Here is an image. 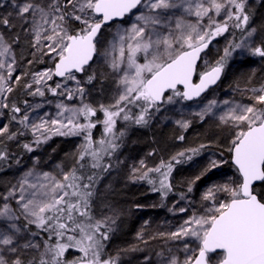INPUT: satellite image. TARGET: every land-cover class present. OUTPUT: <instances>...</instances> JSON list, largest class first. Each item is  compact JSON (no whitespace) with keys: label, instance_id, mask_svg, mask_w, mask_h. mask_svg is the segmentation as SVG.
I'll return each mask as SVG.
<instances>
[{"label":"snow or ice","instance_id":"obj_1","mask_svg":"<svg viewBox=\"0 0 264 264\" xmlns=\"http://www.w3.org/2000/svg\"><path fill=\"white\" fill-rule=\"evenodd\" d=\"M0 9H6L0 13V116L5 110L9 115V123L0 125V164L11 167L13 159L21 164L7 141L30 134L19 147L34 153L53 136L81 138L67 157L70 163L42 171L34 157L32 167L0 191V264H123L122 255L140 249L108 251L120 211L100 191V182L124 163L120 150L132 127L169 119L165 114L172 106L201 97L238 50L264 60V39L255 41L258 29L250 24L248 0H0ZM113 27L108 39L104 30ZM226 33L232 38L222 54L204 60L205 70L197 72L202 54ZM22 42L27 55L17 51ZM21 60L28 68L18 72ZM97 60L103 71L93 67ZM46 61L51 66L32 70ZM105 82L114 86L109 102H91L96 84L102 92ZM19 90L42 102L13 100ZM247 90V104L212 99L190 114L202 121L215 115L219 103L230 105L218 126L231 134L226 151L236 178L207 187L199 207L191 201L179 207L190 215L174 231L150 237L163 245L154 258L145 255L143 264H264V83ZM53 101L55 114H40ZM174 123L183 132L192 120L181 110ZM98 126L101 134L94 137ZM206 147L177 152L153 167L142 158L130 166L128 179L167 197L176 165ZM224 151L187 182L181 201L228 162ZM137 236L147 244L143 230ZM72 250L78 254L70 255Z\"/></svg>","mask_w":264,"mask_h":264},{"label":"rangeland","instance_id":"obj_2","mask_svg":"<svg viewBox=\"0 0 264 264\" xmlns=\"http://www.w3.org/2000/svg\"><path fill=\"white\" fill-rule=\"evenodd\" d=\"M259 2L258 0L248 1L249 9L254 13L251 26L258 29L255 37L256 43L264 39V11L261 9L262 3L259 7ZM5 11L6 9H0V13ZM131 19H134V17L125 18L129 22H131ZM124 26L127 27V24ZM114 30V27L104 30L108 39H111L110 33L114 32ZM236 31V36L239 38V31ZM231 38V35L226 33L225 36L218 37L213 41L210 45V50L206 52V55L204 54L202 56L203 60H201L199 65L200 71L205 70L204 60L211 62L217 59L218 55L222 54L226 40ZM25 49L26 44L22 42L17 51L27 55ZM48 66H51L50 61H46L44 64L34 65L32 66V70H42ZM93 67L103 71V61L97 60ZM27 68L28 66L21 60L18 72L25 71ZM220 83L215 89L208 92L199 100L185 102L187 103L186 105H183L182 102L181 104L172 106V110L165 114L170 117L169 119L154 120L146 127H132L125 138L124 146L120 150V159L124 163L114 168L100 182V191L106 195L108 202L120 211L115 232L108 242V251L115 253L118 249H127L130 246H138L140 249L122 255L121 259L123 264H143L145 255H152L154 258L155 252L159 251L163 245V241L160 239L152 240L150 237L156 235L158 232L174 231L190 215V212L179 213V207H188L189 201H191L192 206L199 207L201 194L207 187L214 183H223L229 179L236 178L233 171L225 174L224 172L218 171L217 173H213V170L211 172L213 174L210 177L208 174L193 185V191L188 193L187 200L183 201L180 200L179 192L172 191L167 197H162V194L160 195L157 192L151 191L152 186L146 182H133L128 179L130 166L142 158L147 161L149 167H153L161 159L168 160L177 152L197 147L200 144L216 146L226 150L228 141L231 139V134L227 127L218 126V117L230 105L226 106L223 103H219L218 107L214 109L215 115H206L202 121L190 114L199 112L212 99H216L218 102L227 100L247 104L249 102L248 98L251 95V92L247 89H251L252 87L259 88L260 84L264 83V60L238 50L229 59ZM100 87V84H96L95 90L89 97V100L93 103H108L114 86L110 82H105L104 91L102 92L99 91ZM49 98L51 99V97ZM12 99L17 102L29 99L33 104L42 102L40 98L27 97L23 90L14 93ZM21 106L23 105L21 104ZM181 110L185 119L192 120L190 128L183 132L174 123L176 119L181 118ZM45 111L54 115L55 101H53L52 105L45 104L44 109L40 110V114ZM4 123H9L7 110H5L4 115L0 116V125ZM11 126L15 130L16 125L13 123ZM97 128L93 129L94 137H99L101 134L102 129L97 130ZM96 131L98 132L96 133ZM181 134L185 136L183 141L176 139ZM30 136L29 134L22 137L19 141H7L6 143L12 142L14 147H17L20 143L24 142L23 140L26 137ZM61 137L63 139H69L62 142L59 148L54 147L49 150H43L44 147H42L33 155L28 156L27 159L20 158V165L15 164V159L8 162L11 167L0 164V191H4L5 186L10 183H15L24 171L31 168L34 157H39L38 167L42 171H56L58 164L70 163L71 161L67 157L76 151L77 145L81 143V138L76 136ZM153 149L156 150V155L149 156L148 153L152 152ZM210 158L219 159L220 157L214 152H208L195 162L174 169L171 177L173 187L180 191H187V182L199 174L200 170ZM138 205L140 207H137ZM169 209L174 210L170 211ZM145 221L148 223L145 224ZM142 230L143 240L147 241V244L141 243L137 236ZM75 254H78L75 250H72L70 253V255Z\"/></svg>","mask_w":264,"mask_h":264},{"label":"trees","instance_id":"obj_3","mask_svg":"<svg viewBox=\"0 0 264 264\" xmlns=\"http://www.w3.org/2000/svg\"><path fill=\"white\" fill-rule=\"evenodd\" d=\"M261 9L264 11V1H263L262 6H261ZM236 32H237V31H236ZM236 37L238 38V36H236ZM186 104H187V103L183 102V105H186ZM100 129H102V128H101V127H98V128H97V130H100ZM97 132H98V131H96V133H97ZM99 133H100V132H99ZM99 136H100V135H99ZM30 139H31V136H30V137H26V139H24L23 141H24V142H28ZM53 139H55V140L52 141ZM53 139L49 140L50 142L48 141L47 144H45V145L42 146V147H44L43 150H44V149H48V150H49V149L54 148V147H55V148H59L60 144H61L62 142H64V141L68 140L69 138H68V139H66V138L63 139L61 136H53ZM8 147H9L10 152L16 154V155L19 156V158H21V159H27L28 156L33 155V154L35 153V152H34V153H25V152L19 147V145H18L17 147H14V145H13L12 142L8 143ZM42 147H41V148H42ZM39 149H40V148H39ZM39 149H37L36 152H37ZM220 151H221L220 148H218V147H216V146H211V145H209V146H207L205 149L202 150L200 156H198V157H194L192 161H189V162H186V163H181V164L176 165L175 169H178V168H180L181 166H184V165L191 164V163L195 162V161L198 160L199 158H201V157H203L204 155H206L208 152H214V153H216V154L219 155V152H220ZM224 159L227 160L228 162L225 163V164H223V165H221L220 168L214 170L213 173H217V171H218V172H224L225 174H227V173L233 171V172H234V176L236 177V175H235V174H236V170L232 167V165H231V163H230V157H229V154L227 153L226 150L224 151ZM0 168H1V166H0ZM213 173H209V177H210ZM173 192H179V193H181V192H184V191H182V190L180 191V190H178L177 188L173 187ZM185 192H186V191H185ZM157 193H159V194L161 195L160 192H157Z\"/></svg>","mask_w":264,"mask_h":264},{"label":"water","instance_id":"obj_4","mask_svg":"<svg viewBox=\"0 0 264 264\" xmlns=\"http://www.w3.org/2000/svg\"><path fill=\"white\" fill-rule=\"evenodd\" d=\"M206 51H207V50H206ZM202 56H203V54H202ZM199 64H200V61H198L197 67L199 66ZM222 79H223V75H222L221 79L217 82V84L210 86L209 89L206 90V92L203 93V94L201 95V97L196 98V100H199V99L202 98L205 94H207L208 92H210L211 90H213L214 88H216V87L220 84V82L222 81ZM194 82H198V76L194 77ZM196 100H195V101H196ZM184 102H193V101H184ZM230 163H231V160H230ZM231 165H232V163H231ZM232 166H233V165H232ZM233 167H234V166H233Z\"/></svg>","mask_w":264,"mask_h":264},{"label":"flooded vegetation","instance_id":"obj_5","mask_svg":"<svg viewBox=\"0 0 264 264\" xmlns=\"http://www.w3.org/2000/svg\"><path fill=\"white\" fill-rule=\"evenodd\" d=\"M249 1V0H248ZM254 1V0H253ZM258 1H260L259 2V7L261 6V3L263 4V1L264 0H258ZM248 9H249V6H248ZM249 11H250V14H251V21H250V24H252V22H253V19H254V13L249 9ZM217 39V38H216ZM210 50V47H209V49H207V51L206 52H208ZM204 55V54H203ZM201 62V61H200ZM200 65V64H199ZM197 72H202V71H200V69H199V66L197 67ZM233 167V166H232ZM234 168V167H233ZM235 169V168H234Z\"/></svg>","mask_w":264,"mask_h":264}]
</instances>
